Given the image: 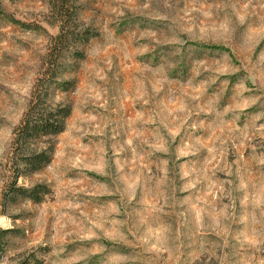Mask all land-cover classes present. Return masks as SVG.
Returning a JSON list of instances; mask_svg holds the SVG:
<instances>
[{
	"label": "rangeland",
	"instance_id": "374dc122",
	"mask_svg": "<svg viewBox=\"0 0 264 264\" xmlns=\"http://www.w3.org/2000/svg\"><path fill=\"white\" fill-rule=\"evenodd\" d=\"M72 2L89 40L49 81L48 0H0V264H264V0ZM39 80L73 111L17 180Z\"/></svg>",
	"mask_w": 264,
	"mask_h": 264
},
{
	"label": "trees",
	"instance_id": "16d2710c",
	"mask_svg": "<svg viewBox=\"0 0 264 264\" xmlns=\"http://www.w3.org/2000/svg\"><path fill=\"white\" fill-rule=\"evenodd\" d=\"M48 8L55 18L54 24L59 28L47 55L49 69L46 72L51 81L57 80L59 65L70 49L89 39L79 28L78 7L72 0H48ZM43 87L39 80L24 118L14 132L9 162L17 180L37 174L51 164L56 151L55 139L65 132L67 121L72 115L71 105L55 103L50 86L47 90ZM9 186L5 199L12 194L16 199L40 203L43 196L49 193L45 185L24 188L18 187L14 181Z\"/></svg>",
	"mask_w": 264,
	"mask_h": 264
}]
</instances>
